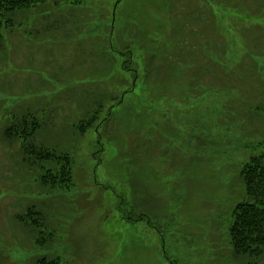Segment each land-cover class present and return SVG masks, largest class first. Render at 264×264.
Here are the masks:
<instances>
[{
    "label": "rangeland",
    "instance_id": "374dc122",
    "mask_svg": "<svg viewBox=\"0 0 264 264\" xmlns=\"http://www.w3.org/2000/svg\"><path fill=\"white\" fill-rule=\"evenodd\" d=\"M39 7L57 29L35 34L28 19L6 34L0 111L63 108L48 140L65 134L75 149L72 184L48 198L0 127V264H243L232 258L228 212L241 200L238 168L260 141L253 134L264 132V112L252 111L264 107V0ZM78 91L89 103L82 114L101 106L102 121L81 139L71 132ZM34 203L48 219L45 248L14 219Z\"/></svg>",
    "mask_w": 264,
    "mask_h": 264
},
{
    "label": "trees",
    "instance_id": "16d2710c",
    "mask_svg": "<svg viewBox=\"0 0 264 264\" xmlns=\"http://www.w3.org/2000/svg\"><path fill=\"white\" fill-rule=\"evenodd\" d=\"M43 3L44 0H0V56L7 51L6 34L10 36L21 32V26L25 25L28 19H31L35 34L53 32L57 29L51 21H42L48 20L50 16L38 17L43 15L37 14L43 12L44 8L39 7ZM11 47L14 49L13 44ZM251 73H254V70H251ZM251 75L254 77V74ZM257 91L252 89V95L256 94L255 96L258 97ZM86 97L87 92L78 91L75 99L72 100L81 109L80 120L74 121L76 123L71 130L76 139L84 137L92 128H99L102 122L99 114L95 113L101 111V106L82 114L83 109L89 107ZM31 107L22 106L20 111H17L18 113L15 109L10 113L1 112L0 106V117L8 116L4 125L0 121V127L7 126L4 131L2 130L1 137L4 145L9 148L14 144L18 145V151L22 155L20 162L29 169L38 171L39 186L44 188L46 194L51 195L48 198H52L63 194L67 186L72 184L73 150L75 149L65 145L64 142L67 140L65 134L57 135V142L55 139L48 140L49 136L54 134L49 129L55 126L56 121L53 117L63 109L61 106L56 104V108L50 109L47 113L40 108L39 115H36V111L30 110ZM254 107L256 108L252 111L255 114H258L256 110L264 112L261 104ZM253 112H250L249 116L252 117ZM258 119L264 131V115L262 118L259 116ZM43 128L48 134L42 132ZM40 133L46 134L47 137L40 139ZM253 135L259 136L260 141L249 148L252 154L238 168L241 200L228 212L227 235L233 250L232 258L235 261L240 260L243 264H264V132L261 135ZM58 137H61L64 142H61ZM14 219L22 227L31 228L36 246L45 248L49 242H53V240L48 241L47 236L42 232L43 228L48 229V219L41 206L36 203L25 206L22 213H17ZM35 264L58 263L44 256L39 258Z\"/></svg>",
    "mask_w": 264,
    "mask_h": 264
}]
</instances>
